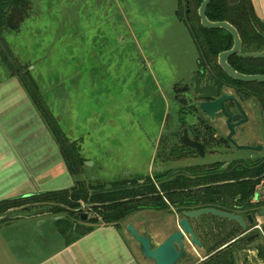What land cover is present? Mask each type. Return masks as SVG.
Returning <instances> with one entry per match:
<instances>
[{"label": "rangeland", "instance_id": "1", "mask_svg": "<svg viewBox=\"0 0 264 264\" xmlns=\"http://www.w3.org/2000/svg\"><path fill=\"white\" fill-rule=\"evenodd\" d=\"M189 2L27 0L19 29L3 35L9 59L0 51V200L20 196L12 191L28 174L40 192L69 188L75 182L15 71L28 73L61 137L79 148L87 163L82 178L109 182L166 169L158 157L162 138L181 125L184 110L197 104L190 78L200 53L195 28L187 21ZM59 163L64 165L58 168ZM161 212L138 210L120 231L131 236L126 224L136 223L141 231H156L159 240ZM17 214L18 208L0 214L1 235L12 238L22 232L7 224ZM118 232L110 225L93 230L92 248L109 255L124 251ZM29 233L33 237V231ZM1 263L9 264L6 259Z\"/></svg>", "mask_w": 264, "mask_h": 264}, {"label": "flooded vegetation", "instance_id": "2", "mask_svg": "<svg viewBox=\"0 0 264 264\" xmlns=\"http://www.w3.org/2000/svg\"><path fill=\"white\" fill-rule=\"evenodd\" d=\"M196 44L200 56L190 82L197 104L187 111L184 110L181 125L170 130L168 138H162L163 152L158 155L164 162L163 166H167L158 174L167 178L178 176L191 178L192 183L164 186L165 190H163L156 178L157 174L152 173L150 179L156 190L162 194L166 207L163 209L148 207L140 210L162 211L163 223L157 233L159 240H156L154 230L136 229L139 233L149 234L156 244L180 229L184 236L182 240L184 253L174 264H264V91L236 89L224 85L214 73L210 72L207 61H203L204 50L198 40ZM218 54L216 63L219 66ZM228 64L231 65L229 62ZM219 68L222 70L220 66ZM222 72L229 77L223 70ZM195 75L200 86L208 81V84L214 85L218 90V96L225 91L234 97V100L229 99L224 102L223 109H227L230 116L239 114L241 115L239 119H245L244 122L234 126L232 139L239 145L249 146L248 148L237 149L228 140L227 135L230 131L223 109L216 110L212 118L200 108L201 99L194 90ZM211 100H214V97H211ZM190 114L193 116L191 119L188 118ZM237 120L231 118L230 123H235ZM184 132L190 141L201 145L203 155L195 147L181 142ZM217 154L221 155L219 159L210 162L200 161L206 156ZM185 161H194V163L185 164L183 163ZM174 162L182 164L172 167L170 164ZM230 188L236 190L235 193L225 195ZM206 189L215 190V193L212 191L213 200L205 197L208 194ZM217 189H220V193L223 191V194L217 192ZM164 191L179 192L180 197L184 199L181 203L185 205L183 209L178 210L177 204L163 195ZM204 199L208 200L205 204ZM201 208H214L232 213L239 216L243 224L238 219L211 213L193 216L183 214ZM165 214L168 215L166 219ZM75 217L81 220L79 213H75ZM182 219L186 220L190 232L180 227ZM146 223H149V227H154L153 222ZM192 236L196 242H193ZM136 245L139 252L137 242ZM139 255L143 258L140 252ZM151 262L154 264V261ZM135 264L141 263L135 262Z\"/></svg>", "mask_w": 264, "mask_h": 264}, {"label": "trees", "instance_id": "3", "mask_svg": "<svg viewBox=\"0 0 264 264\" xmlns=\"http://www.w3.org/2000/svg\"><path fill=\"white\" fill-rule=\"evenodd\" d=\"M202 1L190 0L187 21L195 28L194 36L204 50L203 61H207L210 72L214 73L226 86L264 91V82H239L227 77L219 68L216 63L217 54L229 49L233 44V39L231 34L224 29H206L200 24L198 8ZM6 9L7 11H5ZM26 13L27 0H0L1 42L5 33L19 29ZM206 16L211 21L224 20L232 24L240 35L242 52L264 51V21L257 15L252 0H212L206 8ZM0 51L8 60L9 54L4 53L1 48ZM228 62L240 73L264 74V57H241L234 54L229 57ZM15 75L19 78L42 121L54 135L65 166L70 176L75 178V182L69 188L2 199L0 200V214L9 208H18L28 216L41 214L50 218L60 216L54 220V223L58 231L66 236L67 242L70 243L101 224L120 229L127 217L142 208L163 209L166 207L162 194L156 190L150 176L124 177L109 182L82 178L87 166L80 156L79 148L75 147V144L69 142L64 136L61 137L60 129L54 123L47 104L37 93L32 79L28 78V73L15 71ZM156 178L163 190H165L164 186L192 183L191 178L185 179L181 176L167 178L162 174H157ZM205 191L208 192L205 197L209 198L208 200H213L212 191L215 193V190L206 189ZM235 191L230 188L228 192H225V195L227 193L232 195ZM217 192L220 193V189H217ZM220 194H223V191ZM163 195L177 204L178 210L185 206L181 204L184 199L181 198L182 196L180 197L179 192L164 191ZM208 200L204 199V204ZM76 210H79V213L84 210L87 212L88 216L84 224H75L73 221L78 219L75 217ZM90 212L92 215H89Z\"/></svg>", "mask_w": 264, "mask_h": 264}, {"label": "crops", "instance_id": "4", "mask_svg": "<svg viewBox=\"0 0 264 264\" xmlns=\"http://www.w3.org/2000/svg\"><path fill=\"white\" fill-rule=\"evenodd\" d=\"M252 2L257 15L264 21V0H252ZM59 164H57L58 168L64 165ZM61 172H64V169ZM27 176L28 178L20 179L21 185L12 191L15 195L40 192V189L31 184L32 176L30 174ZM69 179L71 180L70 177ZM20 213L17 214L15 221L7 224L19 226V231L22 232H18L12 238L0 234V264L4 259L9 264H135V262L153 264L150 259L139 257L136 242L131 236L120 231L122 228L117 229L119 231L117 238L120 245L124 246V251H113L109 255L97 246L95 249L92 248L90 236L93 230L68 243L67 237L58 231L54 223L55 218L45 214L28 216L24 212L20 211ZM39 219L42 221L36 224ZM46 225H49V228H45ZM101 226L106 225H98L95 229ZM134 226L141 231L136 223ZM30 231H33V237L30 236Z\"/></svg>", "mask_w": 264, "mask_h": 264}, {"label": "water", "instance_id": "5", "mask_svg": "<svg viewBox=\"0 0 264 264\" xmlns=\"http://www.w3.org/2000/svg\"><path fill=\"white\" fill-rule=\"evenodd\" d=\"M212 0H203L198 8V16L200 19V24L206 29H224L228 31L233 39V44L231 48L224 50L218 54V64L222 70L232 79L239 82H264V74H244L236 71L231 65L228 64V57L237 54L241 57H264V51L261 52H241L242 41L237 29L227 21H211L206 16V8ZM7 11V9L5 10ZM0 48L4 53L6 50L0 41ZM194 90L198 93V97L201 99L199 106L200 108L210 117H214L216 110L223 109L224 102L229 99H233L232 95H229L225 91L218 96V90L214 85L208 84L206 81L205 85L200 86L198 77L194 76ZM211 97H214V100H211ZM236 104L239 106L238 102L235 100ZM240 108V106H239ZM223 112L227 116V126L229 133L227 135L228 140L237 148L244 149L249 146H243L237 144L233 139L232 135L234 134V126L244 122L245 119H239L241 115L236 114L230 116L227 109H223ZM244 114V113H243ZM231 118L237 120L235 123H230ZM178 133V132H177ZM181 142L195 147L202 155V147L200 144L190 141L184 132V135L181 137ZM85 165L87 163H84ZM110 187V186H108ZM31 195L30 193L25 196ZM75 213H79V210H76ZM211 213L219 216L229 217L231 219H238L242 224V219L239 216H236L232 213L222 212L214 208H201L195 211L184 212L185 216H193ZM81 220H86V213H79ZM78 215V214H76ZM60 218V216L55 217V219ZM75 226V225H74ZM180 227L185 231L190 232V228L185 219L180 221ZM126 231L130 233L131 237L138 243L139 252L142 257L151 259L154 261V264H174L184 253L183 250V234L180 229L169 234L161 243H154L152 238L147 233H139L138 230L134 227L132 223L126 224ZM193 242H196L194 236H192ZM199 245V242H198Z\"/></svg>", "mask_w": 264, "mask_h": 264}]
</instances>
